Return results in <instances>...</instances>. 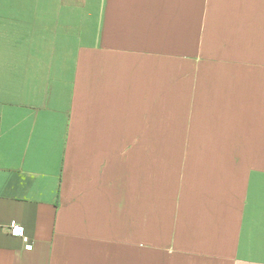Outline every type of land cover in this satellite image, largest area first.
<instances>
[{
  "label": "crops",
  "instance_id": "obj_1",
  "mask_svg": "<svg viewBox=\"0 0 264 264\" xmlns=\"http://www.w3.org/2000/svg\"><path fill=\"white\" fill-rule=\"evenodd\" d=\"M0 264H264V0H0Z\"/></svg>",
  "mask_w": 264,
  "mask_h": 264
},
{
  "label": "built area",
  "instance_id": "obj_2",
  "mask_svg": "<svg viewBox=\"0 0 264 264\" xmlns=\"http://www.w3.org/2000/svg\"><path fill=\"white\" fill-rule=\"evenodd\" d=\"M11 233L16 236H21L25 242L26 249H33L34 245L31 242L28 235H26L24 226L20 225L17 221H12L10 223Z\"/></svg>",
  "mask_w": 264,
  "mask_h": 264
}]
</instances>
